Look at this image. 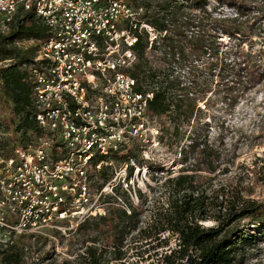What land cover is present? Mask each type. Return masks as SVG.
I'll list each match as a JSON object with an SVG mask.
<instances>
[{
    "label": "built area",
    "instance_id": "2783aa9c",
    "mask_svg": "<svg viewBox=\"0 0 264 264\" xmlns=\"http://www.w3.org/2000/svg\"><path fill=\"white\" fill-rule=\"evenodd\" d=\"M18 8L33 12L48 36L29 40L34 52L24 67L40 134L32 147L0 149V249L20 235L69 232L103 216L116 185L99 183L101 171L129 145L148 142L152 97L130 76L137 35L153 30L142 8L128 0H0V30ZM10 63L0 60V70ZM127 160L133 174L127 178L122 161L117 186L130 195L138 168Z\"/></svg>",
    "mask_w": 264,
    "mask_h": 264
},
{
    "label": "rangeland",
    "instance_id": "374dc122",
    "mask_svg": "<svg viewBox=\"0 0 264 264\" xmlns=\"http://www.w3.org/2000/svg\"><path fill=\"white\" fill-rule=\"evenodd\" d=\"M128 1L134 9L133 0ZM148 1L151 3V9L157 12L156 16L164 15L157 7V4L163 2L162 0ZM227 2L234 5L229 6ZM143 11L142 8L140 15ZM206 13L201 14L196 10L185 9V13L182 14L190 20V27L186 28L185 34L196 35L194 34L196 31L200 32L209 44L210 55L205 54L199 61L187 56L184 61L177 62L176 59L165 58L164 52L157 47L145 48L141 57L135 51V65L140 70L137 79L144 88L151 89L154 84L151 86L149 83L155 80L162 81L166 75L171 74V77L179 82L189 85L190 95L196 98H199L206 90L203 101L195 100L188 125L184 124L176 134L174 133L172 125L182 121L179 112L174 110V106H171L170 112L166 115L151 116L147 113L148 130L142 137L148 142L141 143L135 149L129 145L123 153L111 159L104 171L111 175L117 187L120 179L118 171L124 164L119 162L121 156L133 158L139 154L148 163L160 167L157 171L138 167V173L135 172L131 178L130 195L124 204L131 206L139 214L138 223L142 228L146 225L151 210L164 199V193L158 185L178 172L180 164L177 153L187 144L188 134L195 132L201 137L205 136L207 142L214 145L223 155V161L219 162L217 170L224 169L225 173L221 176L217 172L210 175L214 177L212 184L224 182L231 186L238 184L236 186L239 190L244 189L242 192L244 198L260 204L258 213L253 219H243L233 225V237L241 232L245 235L255 233L253 237H256L250 239V244H246L238 252L240 264H264V233L257 238L255 230L259 229L264 222V78L260 83L252 86L245 76L246 69L254 71L255 66L260 67L264 73V0H227L219 5L214 0H210L206 5ZM166 17L171 20V29H174L179 16L168 12ZM213 19L228 21L218 24L213 23ZM197 23H201V28L194 30ZM220 25L225 28L226 33H222ZM7 30L8 27L0 31L6 33ZM147 36L150 43V39L157 35L151 30ZM175 39L177 40L178 37ZM32 45L27 40H19L13 47L20 52H26L32 48ZM14 61L16 60L12 59L13 63ZM228 63L232 67L228 69L232 73L231 77L225 76L228 74L222 69V65ZM21 68L23 69L24 66ZM131 72L134 70L132 69ZM152 73L154 76L150 78ZM235 74L238 76L236 77ZM141 78H146L145 82H148V86L141 82ZM225 81L234 84L231 98L224 97L223 83ZM176 101L172 96L173 105L177 104ZM11 109L8 96L0 90V149L5 152H10L13 147L18 146L32 147L39 136L30 132H26L25 135H22L20 131L16 132L17 119L13 117ZM188 151L194 153L195 157L198 156L199 149L188 148ZM197 174L202 177L207 175L203 171ZM99 183H101L100 180ZM138 191L144 194V198L138 196ZM119 199L122 200V196H119ZM119 204L121 205L119 201L112 206L105 204L104 215H108V220L101 226L97 245L105 246L112 242L114 224L111 218L114 213L111 208H117ZM201 224L207 227L213 225V222L207 221ZM57 232L59 234L47 233V244L37 251L35 248L28 250L25 255L26 260L29 262L43 259L47 255L50 257L46 259L47 264H59L64 260L72 261L75 253L81 248L80 240L72 234ZM136 233L137 231H132L125 239L123 247L125 258L121 261H111L109 264H148L150 262L157 264L159 250H145L148 246L144 244V240L136 237ZM170 245H173L172 240ZM155 252L157 253L154 254Z\"/></svg>",
    "mask_w": 264,
    "mask_h": 264
},
{
    "label": "trees",
    "instance_id": "16d2710c",
    "mask_svg": "<svg viewBox=\"0 0 264 264\" xmlns=\"http://www.w3.org/2000/svg\"><path fill=\"white\" fill-rule=\"evenodd\" d=\"M162 1L157 4V7L162 10L164 15L159 17L156 16L157 12L151 9L150 1L133 0L135 8L142 7L144 9L140 18L146 20L147 25L157 35L150 44V48H160L164 52L165 58L176 59L177 62L184 61L187 56L199 61L205 54H209V44L200 32L196 31L194 33L196 35L185 34L186 28L190 27V20L188 17H183L182 14L185 13V9L196 10L201 14L206 13V5L210 0ZM214 1L219 5L227 0ZM227 3L229 6L234 5ZM168 12L179 16L174 29H171V20L166 17ZM218 20L213 19L212 22L219 24L228 21L227 19ZM195 25L194 30L201 28V23ZM220 30L222 33H226L222 25H220ZM47 36V29L34 17L33 12H24L21 8H18L15 17L9 23L7 32L0 33V60L11 61L9 66L0 70V90L10 100L12 115L17 119L15 130L16 132L20 131L22 135H25L26 132L40 134V129L33 120L32 107H30L28 75L25 68H21L31 62L34 47L26 52H20L13 45L19 40H42ZM137 36L133 49L141 57L143 50L148 47V40L145 33ZM176 37H178L177 40ZM12 59L16 61L13 63ZM255 67L254 71L246 69L245 73L246 79L250 80L252 86L260 83L264 78L261 68ZM138 68L135 65L134 72L130 73L137 83L140 72ZM229 68H232L229 63L222 65V69L228 74L225 75L227 77L232 75ZM153 76L152 73L150 78ZM235 76L237 77L238 74ZM236 77L232 76V78ZM145 80L146 78H141V82L148 86V82ZM149 85L153 87L146 89L139 83L136 86L138 92L150 91L152 94L151 99L147 102V113L151 116L166 115L170 112L171 106H174V110H177L182 118L179 124L172 125L175 134L184 124L188 125L196 103L195 100L203 101L206 93L204 90L199 98L190 95V86L171 77V74L166 75L162 81L155 80ZM233 85L228 81L223 83L224 97H233ZM172 96L177 100L176 105L171 102ZM194 133L188 134L187 144L177 153L180 164L178 172L174 176L164 179L158 185L164 193V199L151 210L144 227H139V214L131 206L124 204L128 199V193L115 186L111 189L113 190L112 194L106 195L102 202L110 206L117 204V201L121 203L119 207L111 208L114 213L111 218L114 224L112 242L105 246L97 245L101 226L108 220V215L88 218L78 224L73 231L66 232L80 240L81 248L75 253L72 261L64 260L59 264H109L111 261H121L125 258L123 249L125 239L132 231H137L136 237L145 241L144 244L148 246L145 250H159V253H154L159 255L157 264H240L238 252L251 242L250 239L256 237H253L255 233L245 235L243 232L233 237V225L243 219H253L258 213L260 204L244 198L242 195L244 189L239 190L236 186L238 184H233V186L225 182L212 184L214 177H210V175L217 172L221 176L225 173L224 169L217 170L219 162L223 161V155L217 151L214 145L207 142L205 136L201 137ZM188 148L199 149L198 156L195 157L194 153L188 151ZM133 158L137 168H146L149 171L160 169L159 166L148 163L139 154ZM119 159V162L123 161L127 165V178L131 177L133 172L127 157L121 156ZM200 171L207 173L206 177L197 174ZM111 178V175L105 173L104 169L101 171L100 181L102 184ZM119 196H122V200L119 199ZM138 196L144 198V194L139 191ZM207 221L213 222V225L204 227L201 224ZM255 230L257 238L261 237L264 233V222L259 229ZM47 233L59 234L54 230V232H45V236L20 235L15 239L13 245H7L0 249V264H47L46 259L50 258L47 255L43 259L39 258L29 262L25 257L31 248H35L37 251L47 244ZM171 240L173 241L172 246L170 245ZM148 264H153V262Z\"/></svg>",
    "mask_w": 264,
    "mask_h": 264
}]
</instances>
